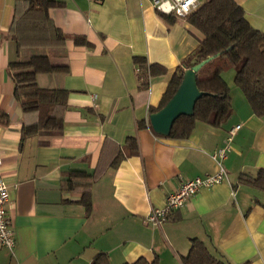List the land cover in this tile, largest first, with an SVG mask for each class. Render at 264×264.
Segmentation results:
<instances>
[{"label": "crops", "instance_id": "crops-1", "mask_svg": "<svg viewBox=\"0 0 264 264\" xmlns=\"http://www.w3.org/2000/svg\"><path fill=\"white\" fill-rule=\"evenodd\" d=\"M17 1L0 0V112L8 117L0 124V175L16 236L14 251L0 248V264H94L101 255L106 264H183L192 239L232 264H264V192L240 180L264 169V118L235 85V70L222 73L233 109L227 122H196L188 138L163 137L150 125L151 110L202 35L186 18L166 20L151 0H55L50 17L67 41L49 55L68 71L41 74L37 83L68 92L64 127L22 140L23 112L8 73L17 61L9 37ZM234 1L264 32V0ZM75 36L87 44H75ZM140 65L166 72L141 88ZM130 139L139 153L113 167ZM219 148L228 180L202 189L160 226L148 224L151 209L182 183L218 172L211 155ZM71 171L96 173L90 215L82 194L62 185Z\"/></svg>", "mask_w": 264, "mask_h": 264}, {"label": "trees", "instance_id": "trees-1", "mask_svg": "<svg viewBox=\"0 0 264 264\" xmlns=\"http://www.w3.org/2000/svg\"><path fill=\"white\" fill-rule=\"evenodd\" d=\"M59 6L55 0H18L9 31L10 40L16 45L17 61L8 66V73L14 82V97L23 112L22 140L42 131H61L64 127V113L68 109V92L62 89H45L37 83L41 74L66 73V66L54 64L49 52L64 48L67 36L50 17V10ZM173 21L174 15L161 14ZM186 20L201 35L198 47L184 60L161 100L163 108L180 87L185 68H191L211 57L197 74L200 91L206 93L200 98L193 116H182L173 125L166 138H188L196 122L220 127L232 116L230 87L222 73L235 70V85L242 91L253 113L264 118V32L254 29L245 18L244 9L234 0H202L198 9ZM75 44L84 45L83 37L75 36ZM140 87L147 88L148 78L164 74L166 69L157 65H140ZM0 124L7 125L8 117L0 112ZM140 127H142L140 125ZM127 155L120 154L112 166L116 167L125 156L139 153L136 139H130ZM96 173L71 171L62 180L66 190L82 194L81 204L87 215L92 212L91 187ZM240 180L264 192V169L255 176L242 174ZM107 257H97L94 264H106ZM183 264H232L223 256L214 254L199 239H192L189 254L182 258ZM135 264H149L139 260ZM151 264H158L155 260Z\"/></svg>", "mask_w": 264, "mask_h": 264}, {"label": "built area", "instance_id": "built-area-1", "mask_svg": "<svg viewBox=\"0 0 264 264\" xmlns=\"http://www.w3.org/2000/svg\"><path fill=\"white\" fill-rule=\"evenodd\" d=\"M154 7L166 15H174L176 18H186L200 6V0H151ZM240 126L234 127L230 132L231 137L238 131ZM212 159L219 164V170L213 175L196 177L181 184V186L166 198L165 205L161 208H152L146 217V222L152 226H160L168 221L173 213L182 209L187 202L198 194L202 189L213 186L228 180L224 168L219 163L226 157V149L215 150ZM10 196L9 189L0 175V248L14 251L16 247V236L13 228V221L8 214Z\"/></svg>", "mask_w": 264, "mask_h": 264}, {"label": "water", "instance_id": "water-1", "mask_svg": "<svg viewBox=\"0 0 264 264\" xmlns=\"http://www.w3.org/2000/svg\"><path fill=\"white\" fill-rule=\"evenodd\" d=\"M213 59L214 57H211L185 70L182 83L172 99L159 111L150 115V125L156 134L169 136L174 123L180 117L194 115L197 101L206 94L198 87L197 74Z\"/></svg>", "mask_w": 264, "mask_h": 264}, {"label": "rangeland", "instance_id": "rangeland-1", "mask_svg": "<svg viewBox=\"0 0 264 264\" xmlns=\"http://www.w3.org/2000/svg\"><path fill=\"white\" fill-rule=\"evenodd\" d=\"M234 73V70H231L230 72H229V74H226V77H228V75H232ZM239 91V90H238ZM240 93H241V91H239Z\"/></svg>", "mask_w": 264, "mask_h": 264}]
</instances>
